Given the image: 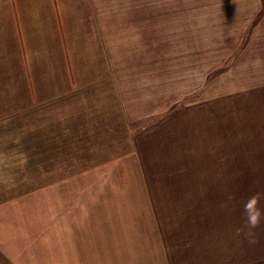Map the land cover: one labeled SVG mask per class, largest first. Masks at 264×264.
I'll list each match as a JSON object with an SVG mask.
<instances>
[{
    "label": "crops",
    "instance_id": "crops-1",
    "mask_svg": "<svg viewBox=\"0 0 264 264\" xmlns=\"http://www.w3.org/2000/svg\"><path fill=\"white\" fill-rule=\"evenodd\" d=\"M226 16L232 27L223 29ZM203 69L206 77L211 73L209 85H223L214 93L223 98L216 105L224 120L238 110V125H245L240 131L248 145L237 147L239 160L244 157L239 165L254 158L264 167V0H0V180H38L32 166L54 164L56 141L61 148L76 142L74 116L60 115L71 99L85 103L80 118L97 116L114 126L120 111L131 125L136 116L167 112L165 102L192 106L182 96ZM53 104L58 114L50 111ZM7 194L5 185L1 196ZM2 202L0 264H118L120 256L134 264L135 256L149 254L140 247L144 238L117 236L113 222L103 227L95 214L88 236L61 237L40 213L36 220L29 214L39 212L30 203ZM153 248V259L142 264H177Z\"/></svg>",
    "mask_w": 264,
    "mask_h": 264
},
{
    "label": "rangeland",
    "instance_id": "rangeland-1",
    "mask_svg": "<svg viewBox=\"0 0 264 264\" xmlns=\"http://www.w3.org/2000/svg\"><path fill=\"white\" fill-rule=\"evenodd\" d=\"M220 20L223 29L232 27L227 16ZM229 63H216V68ZM207 77L203 69L198 84L189 83L182 96L192 106L165 102L163 107L170 104L167 112L136 116L131 125L120 111L114 126L103 125L97 116L80 118L84 101L81 106L71 99L63 114L57 104L51 105L50 111L58 110L55 114L65 119L74 116L71 134L76 142L61 148L56 141L54 164L32 166L37 171L31 175L38 180H0V201L30 203L39 212L29 214L36 220L40 213L61 237L88 236L95 214L103 227L113 222L117 236L144 238L140 247L149 254L139 257L143 260L153 259L157 247L177 264H264V167L255 166L254 158H245L252 164L239 165L244 157L239 160L237 147L248 145L240 131L243 124L237 122L239 112L231 111L232 119L224 120L223 108L216 105L223 98L214 93L223 85H209ZM109 102L118 110L115 98L109 96ZM5 185L9 194L1 196ZM44 193L48 195H39ZM43 206L49 212H40ZM154 235L166 245L153 246ZM127 259L120 256L118 264H128ZM143 260L135 256L133 261Z\"/></svg>",
    "mask_w": 264,
    "mask_h": 264
}]
</instances>
